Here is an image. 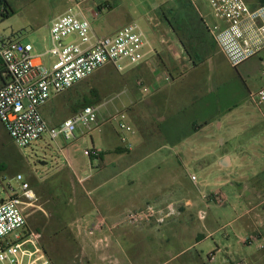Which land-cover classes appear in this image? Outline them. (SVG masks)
Here are the masks:
<instances>
[{
    "label": "rangeland",
    "instance_id": "obj_1",
    "mask_svg": "<svg viewBox=\"0 0 264 264\" xmlns=\"http://www.w3.org/2000/svg\"><path fill=\"white\" fill-rule=\"evenodd\" d=\"M7 1L12 11L8 19L0 16V34L19 35L24 42L34 44L39 52H46L51 47L50 25L66 11L68 0ZM126 1L137 7L139 12H147V19L138 23L145 34L149 38H155L159 45L161 40L168 43L162 31H154L155 27L162 26V12L148 10L157 5L159 0ZM200 13L196 7L190 11L193 19L198 18ZM257 57L260 58V55ZM261 59L255 77L259 82L264 81V56ZM44 60L47 65L52 61L48 56ZM147 74L146 70L140 73L136 66L118 72L112 65H107L57 99H52L46 110L52 108L53 112H61L60 116H64L66 112H79L82 108L77 109L76 106L89 98L95 101L94 106L101 107V114L108 116V113L124 112L130 118L128 122L134 125V113L139 110V105H136V90L140 89L136 82L143 80L148 86ZM140 95L141 107L147 109L150 94ZM248 99L250 112H235L229 121L225 118V123L223 117H218L214 124L210 123L205 129L193 134L183 145L165 141L166 138L169 139L167 130L172 127L171 122H168L161 129L155 128L150 133H142L141 136L149 137L147 149L143 153L126 155L117 166L102 169L96 167L99 164L96 161L92 171L88 170L91 158L84 153L87 148H92L91 139L88 137L86 141L83 136L80 137V131L77 133L78 139L71 140V167L62 157L58 159L49 136L45 135L28 148L20 149L0 122V163L9 164L0 173V200L8 197L3 187L8 188L11 183L18 188L19 183L14 179L18 174L23 175L37 196L33 206L24 211L29 229L42 235L40 245L53 264H127L124 263V254L138 263V259L150 255L149 251L154 252L151 255L155 258L154 262L162 264L163 256L174 255L183 249L185 242L208 235L210 237L204 243L184 258L191 256L198 259L199 255L207 258L217 249L218 244L221 251L216 252V260L212 264H225V259H229L226 264H259V261L264 264V248H260L264 245V116L253 105L250 97ZM213 114L207 119H212ZM105 115L102 116L107 117ZM192 117V114L187 115L184 133L191 129L188 120L192 122ZM202 121L203 118L197 122ZM113 125L117 126L115 122ZM98 134L95 132L93 136ZM129 138L134 137L129 135ZM247 152L255 158L251 159ZM224 155L232 158V164L229 161L227 167L220 163ZM139 159L142 162L135 167ZM178 160L182 161L183 168L176 173ZM84 171L90 175L83 176ZM142 172H147L148 176L141 180L139 177L143 175ZM119 173L121 175L118 178H112ZM193 175L197 178L196 182L191 179ZM175 176L178 187L171 193L188 195L194 202L191 210L180 204L183 217L173 229L175 237L161 239L134 233L115 248L113 244H109L108 237L97 238L92 242L93 245L83 241L87 239L85 236H90L85 233L83 219L91 212V208H99L104 212L113 208L123 212L133 206L136 198L144 199L145 196L152 203L154 199L148 195L152 194L151 190L155 193L165 189L163 195L169 194L170 186L174 183L169 179ZM147 191L150 193H146ZM215 193L226 199L225 204L213 201L211 196ZM204 195L209 197L206 201L203 199ZM200 211L206 212L204 220L199 218ZM252 237L259 239L254 245L242 243V239ZM104 238L108 239V243L102 245L99 240ZM184 258L169 264H182Z\"/></svg>",
    "mask_w": 264,
    "mask_h": 264
},
{
    "label": "built area",
    "instance_id": "obj_2",
    "mask_svg": "<svg viewBox=\"0 0 264 264\" xmlns=\"http://www.w3.org/2000/svg\"><path fill=\"white\" fill-rule=\"evenodd\" d=\"M190 1L197 7V0ZM209 5L215 18L226 25L208 24L207 29L232 67H238L264 48V5L256 10L244 0H209ZM49 31L51 47L45 55L52 61L48 65L39 59L41 56L35 55L31 44L0 34V61L9 78L0 88V121L13 143L25 149L45 135L51 141L59 138L71 141L79 130L89 135L115 122L122 145L131 149L129 135L135 130L124 112L103 117L101 107L89 106L58 126H50L41 110L53 97L71 90L107 65L124 72L146 62L151 44L145 32L137 23H130L113 35L98 37L91 22L78 18L72 9L52 21ZM66 40L69 42L64 44ZM163 79L170 82L172 78L165 74ZM136 85L144 95L152 91L143 80H138ZM250 99L264 116V88L252 93ZM84 153L91 159L101 157V151L95 148L86 149ZM191 179L197 181L194 175ZM14 180L19 187L15 188L11 183L8 188L3 187L8 197L0 200V264H53L40 245L42 235L29 229L24 212L33 206L37 196L23 175L18 174ZM207 198L203 196L204 200ZM211 198L221 204L226 202L219 193ZM98 214L95 222L85 228V233L90 236L104 230L112 233L127 226L149 224L161 227L178 217L180 209L175 202L149 203L143 208L128 210L112 223ZM205 217L206 212L200 211L199 218L204 220ZM257 239H243V244L252 246ZM99 243L107 244L108 239H100ZM209 258L213 260L214 255Z\"/></svg>",
    "mask_w": 264,
    "mask_h": 264
},
{
    "label": "crops",
    "instance_id": "obj_3",
    "mask_svg": "<svg viewBox=\"0 0 264 264\" xmlns=\"http://www.w3.org/2000/svg\"><path fill=\"white\" fill-rule=\"evenodd\" d=\"M244 1L252 10H256L264 5V0ZM7 4H9L7 0L1 2L0 12L2 14L5 13L4 8H6ZM67 4L68 7L66 11L55 19L65 15L72 9L78 18H85L91 22L93 32L98 37L113 35L126 25L130 23L138 24L140 21L146 20L148 16L147 12H139L137 7L128 4L126 0H68ZM193 7L195 8L196 6H194L190 0H159L157 5L148 9L156 13L162 12V17L160 18V24H162V26L155 27L154 31H158V33L162 31V34L168 41V43H163L164 40H161L159 45V42L156 41L155 38H149L146 35L151 44V47L148 49V58L146 62L136 67L140 73L144 72V70L148 73V86L152 88L150 96L148 97V108L144 109L141 107V101L139 100L142 97L140 95L142 92L140 89H137L136 105H139V110L134 113V125H132V122H129L132 127L134 126L133 128L135 130V133L132 135L134 138L130 139L132 145L131 149L122 145L117 126L107 124L104 125L101 130L94 131L89 135H85L81 130H79L80 132L78 131L80 137L83 136L86 141L88 137H90L92 148L101 151V157L99 159H91V165L90 168L88 167V170H94L96 161L99 162L96 167L102 169L109 166H117L126 155L143 153V150L147 149V140H149V137L145 138L141 136L142 133H150L151 129L155 128L161 129L163 125L168 124V122H171V126L176 127V132L180 134L182 131L181 129H183V122L185 124V120L182 119L184 112H209V116L215 112L213 117H211L212 119L208 120V124L205 127H208L210 123L214 124V120L218 117H223L225 123V118H228L229 121V119L235 115V112H250L247 106V101H249L248 98L252 93H256L264 88V81L259 82L255 79L261 65L260 63L262 62L261 57L264 56V48L257 54L260 55V58L256 55L240 64L238 67H232L207 29L208 24H219L221 27H224L226 25L225 22L215 18L209 5V0H197L196 8L200 10L201 13L200 15L197 14L198 18L196 19H193L194 17L190 15V11H192V9L194 10ZM165 25L167 29H165ZM5 37L31 44L34 48L35 55L41 56L39 59L45 63L44 58L46 52H39L34 44L24 42L23 37L15 34ZM4 68V64L0 61V73ZM165 74L171 76L172 79L170 82H166L163 79ZM8 80L7 73H2L0 88H2ZM59 96H55L52 99H57ZM52 99L41 110L50 126H58L77 113L64 112L65 115L60 116L59 114L61 112H53L52 108L46 110V106ZM58 108H61L60 102ZM110 114L108 113V116ZM102 115L105 114H101V116ZM128 119L130 120V118ZM217 123L220 124L219 122ZM1 124L3 125L2 122ZM3 127L5 128L4 125ZM178 127L180 129H178ZM205 127L202 129H205ZM170 128L171 127H169L168 130ZM95 132L99 133L98 136H93ZM137 135H139V137H137ZM78 137L77 134L73 141H76ZM189 137L182 139L176 144L183 145ZM150 138L153 139L151 134ZM73 141H66L62 138L52 141L58 159L62 157L64 161H66V164L71 167L73 164L71 155ZM165 141L171 142L170 139L167 138ZM255 143L258 142H254V144ZM121 149H126L127 151L121 152ZM247 153L251 155V157L249 156L251 159L255 158L253 154ZM225 158H228L231 165L232 158L228 155H224L220 163L222 164ZM141 162L142 159H139L137 163H135V167ZM176 163L177 167L175 168V172L178 173L182 171L183 163L181 160H178ZM43 164L47 165L46 162ZM142 174L143 175L139 177L141 180L148 176L147 172H142ZM82 175L88 176L90 174L84 171ZM120 175L121 173L112 178H118ZM169 180L174 181L170 186L169 194L163 195L165 189H162L155 193H153L154 190H151L152 194L148 195L154 199L152 203L158 205L167 202H175L180 209V215L178 217L161 227L148 224L139 227H122L112 233L104 230L101 233H97L96 236H85L87 239L83 241L92 243L97 238L108 237L110 241L109 244H113L115 248L117 244H122L124 242L123 239L133 236L134 233H136V235L148 234L152 237H159L161 239H165L166 237L172 239V237H175L174 234H172L173 229L182 221L183 217V215L181 216L182 206L180 204H184L187 206L188 210H191L194 202L188 195L178 196L175 193H171L177 190L178 185L175 183V181L177 182V176L174 178L170 177ZM146 193H150V191ZM145 197L144 199L136 198L133 206L123 212L115 211L113 208L105 212L99 208H91V212L83 219L84 228L90 227L95 222L99 215L98 212L104 216L108 222L112 223L122 217L128 210L145 207L150 203L147 201L148 197ZM260 226H262V224H260ZM209 237V235L201 236L200 239L195 238L192 241L185 242L183 249L178 250L174 255L168 254L167 256H163L161 260L164 261V263L162 264H169L176 259L184 258L186 255L190 254L193 249L201 245V243H204ZM125 250L128 251L127 246H125ZM125 250L121 251L124 252ZM220 251V246L217 244V249L213 251V260H210L209 256L203 258L199 255L198 259L189 256L187 259L184 258V261L188 262V264H212V262L216 260V252L219 253ZM169 252H165V254ZM149 253L150 255L146 254L148 257L145 256L143 259H138V263L136 261L133 262L129 256L124 254V263L145 264L144 261H146L147 264H157L154 262L155 258L151 256L154 252L149 251ZM184 261H182V264H186ZM224 263H229V259H225Z\"/></svg>",
    "mask_w": 264,
    "mask_h": 264
},
{
    "label": "trees",
    "instance_id": "obj_4",
    "mask_svg": "<svg viewBox=\"0 0 264 264\" xmlns=\"http://www.w3.org/2000/svg\"><path fill=\"white\" fill-rule=\"evenodd\" d=\"M4 1H6V0H0V4H1V2H4ZM0 10H1V7H0ZM4 11H5V13L4 14H2L1 12V14H0V16H2L3 18H5V19H8V18H10V14H11V11H10V8H9V4H7V6H6V8H4ZM7 73V71L5 70V68H4V70L0 73V78H2V73ZM95 103V101L94 100H92V99H89V98H86V100H85V102L84 103H80L79 105H77L76 106V108L78 109V108H86V107H89V106H94L93 104ZM208 113L209 112H184V116H183V120H186V117H187V115L188 116H190V114H192L194 117H192L193 118V121L192 122H190V120H188V124L189 125H191V129L190 130H188V132H186V133H184L183 132V129H184V122H183V125H182V127H183V129H182V131H181V133L180 134H178L176 131V127H171L168 131H167V133H168V135H169V139H170V141H171V143L172 144H176V143H179L182 139H184V138H187V137H189V136H191V135H193L194 133H197L198 131H200L202 128H204L207 124H208V120L209 119H207L208 117H209V115H208ZM202 118H203V121H202V123H199V122H197L198 121V119H201L202 120ZM175 125V124H174ZM178 129H180L179 127H178ZM121 152H126L127 150L126 149H121L120 150ZM9 167V164L7 163V162H1L0 163V173L4 170V169H6V168H8ZM213 255H214V253H213Z\"/></svg>",
    "mask_w": 264,
    "mask_h": 264
},
{
    "label": "water",
    "instance_id": "obj_5",
    "mask_svg": "<svg viewBox=\"0 0 264 264\" xmlns=\"http://www.w3.org/2000/svg\"><path fill=\"white\" fill-rule=\"evenodd\" d=\"M68 42H69V40H66V41H64V44H66V43H68ZM222 164H223V166L227 167L228 164H229V160H228V158H225V159L223 160Z\"/></svg>",
    "mask_w": 264,
    "mask_h": 264
}]
</instances>
